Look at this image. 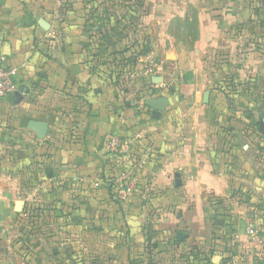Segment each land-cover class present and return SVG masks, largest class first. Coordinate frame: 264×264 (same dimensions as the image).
Wrapping results in <instances>:
<instances>
[{"label": "crops", "instance_id": "1", "mask_svg": "<svg viewBox=\"0 0 264 264\" xmlns=\"http://www.w3.org/2000/svg\"><path fill=\"white\" fill-rule=\"evenodd\" d=\"M58 1L0 0L2 52L16 68L17 90L23 88L0 102V147L9 135L40 146L48 141L51 180L72 176L70 187L99 189L108 203L118 170L107 138L141 134L135 151L147 158L149 198L135 207L131 198L126 209L137 213L139 206L154 231L102 232V243L90 248L96 264H258L264 252V134L258 126L264 35L232 33L250 19V6L242 5L243 12L237 0L198 1V35L171 51L174 59L166 56L165 69L154 62L119 65L122 43L91 37L83 15L90 0H67L69 18L51 23ZM42 17L49 31L39 25ZM132 70L136 78L126 80ZM159 97L168 104L154 119L146 100ZM32 120L49 122L46 138L29 128ZM4 155L0 150V264H23L16 217L27 184L15 180L19 173L4 164ZM98 172L111 182L96 186ZM128 221L130 228L142 224ZM54 253L52 264H71L69 253Z\"/></svg>", "mask_w": 264, "mask_h": 264}, {"label": "rangeland", "instance_id": "2", "mask_svg": "<svg viewBox=\"0 0 264 264\" xmlns=\"http://www.w3.org/2000/svg\"><path fill=\"white\" fill-rule=\"evenodd\" d=\"M198 1L200 0H90L83 15L92 24L91 37L105 42L115 39L122 43L121 50L137 43V52L141 54L138 63L164 64L166 69V56L174 59L170 52L178 50L184 42H191L198 35ZM204 1L210 5H219L226 0ZM237 1L235 4H239L240 9L250 6L251 17L247 22L237 23L232 33L238 36L246 33L253 38L264 35V0ZM58 2L57 13L50 16L51 23L57 25L69 18L71 8L67 5V0ZM240 25H246V28H241ZM57 30L60 32L59 28ZM157 71L158 68H155L151 74L157 75ZM1 143L0 150L6 159L4 164L19 173L16 181L27 184V193L23 196L25 203L16 217L19 221L16 225L22 234L23 264H52L56 260L55 250L63 258L66 252L69 253L71 264H96V253L91 249L102 243V232L154 231L152 223L150 225L147 217L142 216L139 211L140 207L137 206V213L127 210L128 201L120 199L114 190L106 203L102 199L103 193L98 192L99 189L70 187L72 176L59 173L56 180H51L55 177V170L47 157L51 154L50 147L47 148L48 141L40 146L34 141L22 142L16 136L9 135ZM44 148L46 151L42 153ZM41 163V168L50 169L52 176L41 175L38 169ZM97 177L102 186L106 185L108 180L103 172H98ZM146 178L144 170L138 174V189L130 203L135 204L134 207L136 204L146 206L140 196ZM38 182L46 184L37 186ZM114 188L116 190L115 183ZM136 198L138 200L135 201ZM131 219L141 220V226L130 228L128 220ZM112 239V236L107 238L110 241ZM57 260L64 262L60 258ZM67 261L69 262L68 259Z\"/></svg>", "mask_w": 264, "mask_h": 264}, {"label": "built area", "instance_id": "3", "mask_svg": "<svg viewBox=\"0 0 264 264\" xmlns=\"http://www.w3.org/2000/svg\"><path fill=\"white\" fill-rule=\"evenodd\" d=\"M3 46L4 40L0 35V102L14 95L17 91L15 82L16 68L8 64L5 54L2 52ZM136 76L137 71L132 70L127 74L126 80L134 79ZM142 138L141 134H136L130 138H125L118 134H109L107 138L108 152L118 170L115 176L117 195L124 201L131 200L136 194L138 174L142 172L146 164L147 158L145 156L137 157L135 151L139 140ZM95 185L99 186L100 182L97 181ZM148 198L149 190L145 189L141 192V199L148 200ZM247 230L253 239L260 240L257 229L249 227ZM258 259V264H264V252L259 254Z\"/></svg>", "mask_w": 264, "mask_h": 264}, {"label": "water", "instance_id": "4", "mask_svg": "<svg viewBox=\"0 0 264 264\" xmlns=\"http://www.w3.org/2000/svg\"><path fill=\"white\" fill-rule=\"evenodd\" d=\"M39 25L44 31H49L51 29V23L44 17L39 19ZM23 91V88H19L16 91V95L20 94ZM146 104L152 110V117L154 119H159L162 111L165 110L168 100L165 97L159 98H150L146 100ZM259 131L264 134V120L258 122ZM29 128L34 130L39 139L46 138L49 130V122L42 120H32L29 124ZM51 174V172H49Z\"/></svg>", "mask_w": 264, "mask_h": 264}, {"label": "trees", "instance_id": "5", "mask_svg": "<svg viewBox=\"0 0 264 264\" xmlns=\"http://www.w3.org/2000/svg\"><path fill=\"white\" fill-rule=\"evenodd\" d=\"M241 26V28H243V27H245L246 25H240ZM58 28V27H57ZM246 28V27H245ZM57 30V29H56ZM57 32H59V30H57ZM136 48H138L137 47V43H134L132 46H127L126 47V49L125 50H121V53L123 54V57L122 58H120L118 61V63H119V65H121V63H120V61H123L124 60V62H126V63H128V64H131V65H137L138 64V59H139V55H141L139 52H137V49ZM124 53H127L125 56H124ZM115 59H118L117 57L115 58ZM117 61V60H116ZM117 66V65H116ZM112 67V66H111ZM114 69V68H113ZM117 69V68H116ZM118 72V71H117ZM261 138H264V136L263 135H261ZM140 146V145H139ZM145 146L144 145H142V149L144 148ZM46 169V168H45ZM44 169V170H45ZM43 169L40 171L41 172V175H46V176H50L49 174V171H50V169H46L45 171H44ZM106 183H110L109 181H107ZM110 187V191H112L113 190V187L110 185L109 186ZM140 189V188H139ZM143 189V188H142ZM143 190H145V189H143ZM142 190V191H143ZM141 191V192H142ZM115 193H117L116 192V190L114 191ZM140 192V193H141ZM112 193V192H111ZM140 196H141V194H140ZM143 202L144 203H146L147 202V200H143Z\"/></svg>", "mask_w": 264, "mask_h": 264}]
</instances>
